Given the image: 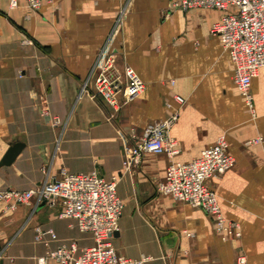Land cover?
<instances>
[{"label":"crops","instance_id":"0c3cea01","mask_svg":"<svg viewBox=\"0 0 264 264\" xmlns=\"http://www.w3.org/2000/svg\"><path fill=\"white\" fill-rule=\"evenodd\" d=\"M169 3L56 0L32 10L26 0L16 7L0 0V163L12 146L22 145L10 165L0 166V190L38 189L63 169L95 171L117 178L123 212L112 244L118 255L142 264H242L240 256L243 264H264V68L251 85L253 115L234 83L229 53L210 33L222 13L169 9ZM112 34L116 68L132 67L145 83V91L119 111L90 94L80 96ZM174 94L185 99L183 106ZM176 110L174 158L146 154L125 171L126 147ZM256 137L263 142L244 145ZM221 138L235 165L207 184L241 231L227 241L204 211L157 191L172 160L190 162ZM61 211L59 200L11 211L0 201V263L57 264L48 253L59 245L74 243L78 252L92 245L74 220L60 218Z\"/></svg>","mask_w":264,"mask_h":264},{"label":"built area","instance_id":"2783aa9c","mask_svg":"<svg viewBox=\"0 0 264 264\" xmlns=\"http://www.w3.org/2000/svg\"><path fill=\"white\" fill-rule=\"evenodd\" d=\"M32 10H38L44 2L56 0H26ZM12 7L17 0H10ZM169 9L189 11L192 9L216 10L222 13L210 33L217 37L234 63L233 80L249 110L255 115L251 85L260 69L264 68V0H170ZM103 46L90 77L84 82L80 96L90 94L100 98L114 111L145 91V83L132 67L120 72L115 66L111 51V37ZM95 69L97 74L93 77ZM92 83V84H91ZM173 84V82H172ZM181 107L185 99L173 95ZM42 116L57 123L58 120L42 110ZM180 117L179 110L164 120L148 125L131 146L126 147L123 168L129 171L141 163L146 154H165L173 159L178 153V143L171 129ZM262 137L249 139L247 145L261 144ZM235 165V158L228 152V143L219 139L207 147L201 155L187 163L171 161L166 176L157 186V191L174 201L187 203L209 215L215 233L224 241L238 239L241 231L237 223L229 221L222 213L218 197L207 182L221 176ZM61 201L62 219H72L82 233L89 234L93 244L78 252L74 243L61 244L48 255L57 264H142L118 255L112 240L120 228L123 202L117 194V178L105 179L97 172L69 173L61 171L59 179L47 178L38 189L0 190V201L7 210L19 205L32 206L34 202L54 204ZM52 239H56L50 231ZM40 239L39 236L36 238ZM240 263L245 257L240 256Z\"/></svg>","mask_w":264,"mask_h":264},{"label":"water","instance_id":"95a60500","mask_svg":"<svg viewBox=\"0 0 264 264\" xmlns=\"http://www.w3.org/2000/svg\"><path fill=\"white\" fill-rule=\"evenodd\" d=\"M21 149H22V145L21 144H16V145L12 146L8 150V152L5 155V157L2 159V161L0 163V166H2V165H10L16 159V157L19 155ZM117 234H118V232L115 235H117Z\"/></svg>","mask_w":264,"mask_h":264},{"label":"rangeland","instance_id":"374dc122","mask_svg":"<svg viewBox=\"0 0 264 264\" xmlns=\"http://www.w3.org/2000/svg\"><path fill=\"white\" fill-rule=\"evenodd\" d=\"M246 109H247V113H248V105H247V104H246ZM247 141H248V140H246V141L244 142V145H245L246 147H248V145L246 144ZM256 145H258V144H256ZM157 186H158V185H157Z\"/></svg>","mask_w":264,"mask_h":264}]
</instances>
